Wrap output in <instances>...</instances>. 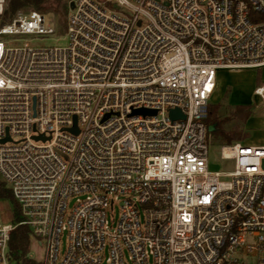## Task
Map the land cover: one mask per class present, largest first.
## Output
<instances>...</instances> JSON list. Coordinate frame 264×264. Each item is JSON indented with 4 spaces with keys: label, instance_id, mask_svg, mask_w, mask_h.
I'll return each mask as SVG.
<instances>
[{
    "label": "built area",
    "instance_id": "1",
    "mask_svg": "<svg viewBox=\"0 0 264 264\" xmlns=\"http://www.w3.org/2000/svg\"><path fill=\"white\" fill-rule=\"evenodd\" d=\"M67 4V45L5 46L54 33L55 17L3 21L0 0V180L20 212L0 218V264H16L17 225L40 264H264V141L221 146L232 169L212 172L206 124L217 71L264 66V0ZM253 92L264 119V83Z\"/></svg>",
    "mask_w": 264,
    "mask_h": 264
},
{
    "label": "rangeland",
    "instance_id": "2",
    "mask_svg": "<svg viewBox=\"0 0 264 264\" xmlns=\"http://www.w3.org/2000/svg\"><path fill=\"white\" fill-rule=\"evenodd\" d=\"M11 0H6V6L1 20H7L18 11L37 10L42 13L50 14L55 17V32L47 35H22V36H4L2 40L5 46H19L27 42L34 47H54L65 46L68 43L66 34L65 17L68 9V0H58L57 6L55 0H47L35 8L32 6H19L14 10L10 6ZM54 2L58 9H54ZM217 86L210 97V104L216 105V109L209 113L208 125H213L214 130L208 134V170L209 171H228L232 169L230 160L219 158V148L228 145L225 136L214 133L216 129L223 133L243 135L239 142L248 144H260L264 141V119L262 111L258 107L259 97L254 94L256 86L264 83V66L256 68H235L229 70H218L216 76ZM236 105H248L252 108V113L246 120H242L233 115L232 111ZM84 195H75L67 200V209H71L77 199H82ZM122 198L115 202L111 211L107 209V218L116 221L119 217V204ZM112 213V216H111ZM0 218L3 224L13 223V207L9 200H0ZM67 235L63 232L60 238V256L66 249ZM28 257L42 262L44 260V248L34 241L28 245ZM125 259L127 253L125 252ZM104 264V263H103Z\"/></svg>",
    "mask_w": 264,
    "mask_h": 264
},
{
    "label": "trees",
    "instance_id": "3",
    "mask_svg": "<svg viewBox=\"0 0 264 264\" xmlns=\"http://www.w3.org/2000/svg\"><path fill=\"white\" fill-rule=\"evenodd\" d=\"M47 0H11L10 6L11 9L14 10L15 8L19 6H32L35 8L40 7L42 3H44ZM57 6L58 0H55ZM54 2V9H58ZM60 7V6H59ZM63 9L67 8L65 6H62ZM253 13L250 12L249 17L252 19ZM216 105L210 104L209 105V112L206 119V124L208 125V117L209 113L212 112L214 109H216ZM233 115H235L237 118L246 120V118L251 115L252 108L248 105H236L234 106V110L232 111ZM209 133V132H208ZM214 133H217L221 136H225L227 143H232L235 141H238L243 138V135L230 133L225 134L222 131H218L216 129ZM6 199L9 200L13 207V223H16L20 220V212L17 203L15 202L12 193L9 188L5 186V184L0 180V200ZM28 245H29V237H28V227L26 225H17L15 226L9 234V239L7 242L8 247V256L10 260L14 261L16 264H40L36 260L28 257Z\"/></svg>",
    "mask_w": 264,
    "mask_h": 264
},
{
    "label": "water",
    "instance_id": "4",
    "mask_svg": "<svg viewBox=\"0 0 264 264\" xmlns=\"http://www.w3.org/2000/svg\"><path fill=\"white\" fill-rule=\"evenodd\" d=\"M72 4L70 3L69 4V7H71ZM155 113V110H151V109H145V108H138V109H134L132 111V114H143V115H148V114H154ZM169 117L171 119H177V118H180V119H183L184 116L182 115V113L179 111V109L177 108H174V109H170L169 110ZM69 130L76 134L77 133V127H76V124H75V117H73V126L69 128ZM207 130L208 132H212L214 130V126L213 125H207ZM37 138V137H36ZM9 139V136L7 135L5 138H3L1 141L4 142L6 140ZM262 166L264 167V158L262 159Z\"/></svg>",
    "mask_w": 264,
    "mask_h": 264
},
{
    "label": "bare ground",
    "instance_id": "5",
    "mask_svg": "<svg viewBox=\"0 0 264 264\" xmlns=\"http://www.w3.org/2000/svg\"><path fill=\"white\" fill-rule=\"evenodd\" d=\"M224 151H225V152H228V151H229V149H228V148H224Z\"/></svg>",
    "mask_w": 264,
    "mask_h": 264
}]
</instances>
